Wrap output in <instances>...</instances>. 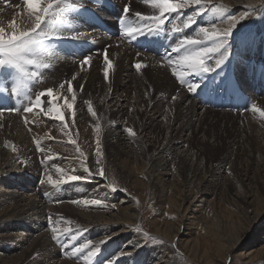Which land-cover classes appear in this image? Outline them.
Masks as SVG:
<instances>
[{
	"label": "bare ground",
	"instance_id": "6f19581e",
	"mask_svg": "<svg viewBox=\"0 0 264 264\" xmlns=\"http://www.w3.org/2000/svg\"><path fill=\"white\" fill-rule=\"evenodd\" d=\"M112 1L120 9L126 3L130 5V15L126 18L129 21H135L132 12L139 11L143 15L153 12L143 0ZM84 5L104 20L110 32L96 29L87 19V13L82 12L76 28L89 35L78 42L60 43L55 48V66L45 72L41 81L30 85L28 96L7 99L8 92H0V107L22 109L29 97L53 88L61 97L56 106L65 116L62 123L45 116L39 108L32 113L21 110L0 115V238L9 239L13 249H22V257L19 256L17 262L6 259L3 263L0 257V264H186L181 255H195L196 249L203 247H199L201 244L196 237L193 241L191 235L196 234L198 228L197 222L193 225L198 212L205 201L210 203L207 196L238 197L243 203L253 205L259 200L255 193L264 190V119L251 111L253 104L264 109V0H210L209 7L224 5L231 13L256 9L249 16V25L240 22L233 30L229 41L230 59L214 78L216 82L224 78L226 72H235L236 80L250 101L248 106L237 110L244 112L243 118L234 119L236 122L231 129L220 126L229 115L222 105L213 104L215 98H211V91L205 86L209 74L204 79L194 75L187 78L200 85L195 92H190L187 84L181 85L172 75L173 67L177 71L180 67L167 65L163 58L171 53L175 35L166 34L162 38V35L145 33L134 40L122 39V26L120 24L119 30L111 12L88 0H84ZM184 11L190 13L187 9ZM21 13L18 0H0V26L7 27L9 21L15 20L18 27H26L27 13ZM205 17H198L197 24L184 34H194ZM213 20L214 17H210L209 24ZM227 26L217 21V27ZM139 38L148 45L142 49L134 47L131 41ZM159 46L163 48L161 52L157 51ZM89 54L90 63L81 68L80 61ZM105 54L113 64L107 80ZM171 55L175 58L176 54ZM137 62L146 67L137 71ZM74 75L76 79L72 80ZM65 81H71L77 97L72 110L66 109L62 99V94L72 95L66 92L67 84L64 89L60 88ZM172 96L176 99L172 100ZM48 99L42 98L45 111ZM89 100L97 113L95 117L88 111L86 102ZM108 106L114 110H109ZM229 114L238 118L233 112ZM18 118L23 119L22 123L18 122L19 127ZM64 123L68 124L67 129ZM97 123L101 125L100 165L96 163L95 154ZM21 124L27 126V130L20 128ZM127 128L133 129L135 136L128 135ZM70 139H75L76 144L70 143ZM37 141L45 148L44 153L36 150ZM77 146L85 157L76 152ZM46 156L53 159L47 160ZM57 167L86 179L59 186L41 184L48 174L53 180L60 179ZM85 167L90 172H85ZM100 168L105 172L104 177L98 174ZM251 169L256 175L260 174L259 179L249 175ZM118 182L129 190L154 187L158 191L159 205L154 213L158 218L150 220L149 225L155 230L151 235L160 237L159 245H151L149 235L133 228L141 217L138 218L129 199L121 195L120 203L124 204L112 201L114 196L110 194L109 185ZM240 189L244 190L243 196L237 195ZM88 198L100 199L103 203L93 206L72 203ZM247 211L241 209L243 214ZM257 220L254 212L241 231L249 232L252 222ZM141 221L146 226L143 217ZM182 221L186 226L181 237L176 238L181 250L177 254L167 242L172 244ZM50 224L61 229L57 233L58 242L52 239ZM65 227L72 229L71 238L62 234ZM86 242H91L89 249L72 256L71 249ZM261 243L259 252L256 247L252 256L261 253L264 256V236ZM96 248H99L98 255L89 259L88 251ZM226 256L224 254V260Z\"/></svg>",
	"mask_w": 264,
	"mask_h": 264
},
{
	"label": "snow or ice",
	"instance_id": "6c2138e0",
	"mask_svg": "<svg viewBox=\"0 0 264 264\" xmlns=\"http://www.w3.org/2000/svg\"><path fill=\"white\" fill-rule=\"evenodd\" d=\"M19 6L22 8V13H27L28 25L24 28L18 27L15 20L9 21L7 27L0 26V92H8L7 99L13 96L22 97L28 96L30 92V85L35 82L41 81L46 71L51 70L55 66V48L66 41H81L89 34L79 31L76 28V22L81 19L82 12H88L84 5V0H18ZM143 3L148 5L152 10V14L143 15L141 12H132L131 15L135 17V21L126 19L130 15V5L125 4L122 10V17L120 23L122 26L121 38L134 40L138 35L159 36L166 33L169 36H176V43L171 48V53L167 54L163 59L166 60L167 65H175L180 67V71L176 67L172 69V75L180 82L181 85L187 84L190 92H195L200 85L192 83L187 78L190 76H198L201 79L206 78L207 74L217 73V70H222L223 66L229 61L230 52V38L233 35V30L237 25L247 19L254 8H246V10L239 16L232 14L229 9L224 5L209 7L210 0H143ZM190 5L196 7L190 13H185V9ZM211 12L214 20L210 25H198L194 29V34L185 35V30L189 29L192 25L197 24V17H202ZM21 13V14H22ZM217 21L226 23V28L217 27ZM168 25H171L170 29ZM211 45V46H209ZM175 53V58L172 57ZM92 56L86 55L81 61L80 66L83 68L88 65ZM211 59L213 62L208 63ZM105 63L107 67L104 69V76L107 80L109 70L113 68L111 60L105 54ZM145 64L137 62L135 68L139 71ZM76 76L72 77L75 80ZM11 81V83H9ZM67 84L68 95L62 94L64 106L68 110H72L74 103L77 99L75 90L71 81H65L60 84V88L64 89ZM81 89L83 85L80 86ZM48 97L47 109L42 106V98ZM55 94L53 88H47L34 95V98L29 97V102L26 106L21 108H5L0 107V115L5 111L32 113L35 108H39L45 116L59 120L62 123L65 121L64 113L56 106V101L60 99ZM172 100L176 96L171 97ZM71 101V102H69ZM88 111L95 117L97 113L93 110L92 102L89 100ZM251 111L264 119V109L257 107L255 104L251 106ZM72 116L75 112L72 111ZM27 123V120L25 121ZM74 123V121H73ZM2 126V125H0ZM67 129L68 124L64 123ZM101 130L100 123L95 125L97 133L96 151L98 157L96 163L101 164L99 157H102L101 141L99 133ZM126 132L130 136H135V132L131 128H127ZM51 139V137H49ZM70 143L76 144L75 139H70ZM15 150V149H13ZM36 150L44 153L45 148L36 142ZM76 152L80 157H85V153L77 146ZM45 159L51 160L52 156H46ZM85 172H90L87 167L84 168ZM56 172L60 175V179L53 180L50 174L47 175V180H41V184L45 182L54 186H59L70 181H81L86 179L80 175L68 174L63 168L57 167ZM101 177L105 176L102 168L98 173ZM66 177V178H65ZM111 191H126L118 189L109 185ZM74 204H83L85 206L101 205L103 202L100 199H81L72 201ZM114 208L115 205H112ZM51 221V217L49 218ZM52 239L59 241L60 236L57 235L61 232L56 226L50 224ZM140 232V229H136ZM62 234L71 238L73 235L72 229L65 227ZM146 236L147 233H144ZM104 243V242H101ZM91 242H86L79 247L71 249L72 256L78 253H83L89 249ZM99 248L89 250L87 255L91 259L98 255ZM94 264V262H93ZM231 264V261H229Z\"/></svg>",
	"mask_w": 264,
	"mask_h": 264
},
{
	"label": "rangeland",
	"instance_id": "374dc122",
	"mask_svg": "<svg viewBox=\"0 0 264 264\" xmlns=\"http://www.w3.org/2000/svg\"><path fill=\"white\" fill-rule=\"evenodd\" d=\"M190 6L194 7L195 5H190ZM192 9L193 8H191V9L187 8V10L189 12H191ZM187 13L188 12H186V14ZM234 13L236 16H238L242 12L241 11L232 12V14H234ZM205 15H206V17L202 19L201 25L208 26V25H210L208 19L210 17L212 19L213 15L211 14L210 11L207 12V14H205ZM249 19H250V17L245 19L244 22L242 21L240 24L241 25L247 24ZM249 24L250 23H248L247 25H249ZM247 34H249V33H247ZM118 39L120 40V38H118ZM243 43H245V42H243ZM65 52L67 53V55H71V54H69V50H65ZM96 55H98V54H96ZM75 61H78V60L75 59ZM190 97L192 98L191 95H190ZM193 100H195V99H193ZM141 107H143V105H141ZM202 107L207 108L203 104H202ZM107 108L109 110H114V108L111 106H108ZM215 110L218 111L219 109H215ZM220 110H222V109H220ZM220 110L218 112H223V110L222 111H220ZM224 112H226V113L228 112L229 118L227 117V119H225L224 125L219 124L222 129L233 128V124H234V122H236L235 120H238L239 118H243L242 116L244 114V112H242V110L240 112V111H235L232 109H226ZM229 112H233L234 114H237L238 118L233 116L232 114H229ZM16 118H17V116H16ZM22 121H23V119L22 120L20 118L16 119L17 126L19 125L18 122L22 123ZM20 126H21L20 128H23V130H27L26 129L27 126L26 127L24 126L25 128L22 126V124ZM163 136H165V133L163 134ZM249 175H256V171L254 169H251V172L249 173ZM259 178H260V174L255 176V179H259ZM262 179H261V181H262ZM113 187H116L118 189H124L126 191H119L118 190V191L113 193L110 190L111 196L112 197L114 196L112 201L114 203H117L118 205L124 204V203H120L121 202L120 197H121V195H124L126 199H129L128 203H130L131 206H133L135 208V210L138 212V218L140 219V217H141V219H142V217H143V220L146 222V226H144L141 219H140L141 222L138 220L137 224L135 226H133V228H135V230L137 228H139L141 232L147 233V236L149 235V238L151 239V242H150L151 245H155V246L159 245V243H157V242H161V239L158 236H154V235L152 236L151 235L152 233H154L155 230L152 227V225H149L150 220L152 221L153 218H154L153 220L158 218V216L157 217L155 216L156 210H158V205H159L158 200H157L158 199V191L154 187L151 190L149 187H147V189H145V190L140 188V189H132V190L130 189L131 190L130 191L125 186V184L122 186V184L119 182L117 184L113 185ZM133 190H135V191H133ZM243 191H244L243 189L238 190L237 195L243 196L244 195ZM263 192H264V190H261L260 192L255 193V195L257 196V198L259 200H256L253 205L252 204L249 205L245 202L243 203L242 201H240V199L238 197L231 198L227 195L224 196L221 194L220 195L216 194L214 196L213 195L207 196L210 203L208 205V203L205 201L203 204V208H201V210L198 212V214H197L198 217L196 219L199 221H197V220L193 221V225L195 222H197L198 228H197L196 234L191 235V238L193 239V241H194L195 237L197 238V240L196 239L195 240L197 241L198 244H201V245H199V247H202V245H203V247H202L203 250H202V248L201 249L197 248L196 250L198 253L196 252L195 255H192L189 257H184L183 255H181L183 257V260L186 262V264H205V263L206 264H229V261H231V264H264V256L262 253L259 255H256V256H252V251L256 247H257L256 252H259L258 248L262 245L261 240H262V237L264 236V193ZM233 193H234V191H233ZM248 200L250 201L251 199L248 198ZM185 205H187V204H185ZM115 207H117V206H115ZM242 207L248 210L244 214L241 212V209H243ZM254 212L258 216V220L255 222H252L253 224H252L249 232H245V233H244V231L242 232L241 230L243 229V227H245L246 219L248 220V217H252ZM181 213H184V211L182 210ZM164 216H166V213H164ZM167 219H168V221H171L169 218H167ZM251 221H253V220L251 219ZM185 223L186 222L183 223V221H182V225H180V228H179L180 230L178 231V233H177L176 237L174 238L172 244H170L169 241L167 242L169 247L173 248V250L176 251L177 254H180L181 250L179 248L178 242H176V240H177L176 238H178V237L180 238L182 231H185V226H186ZM176 229H177V227L175 226V230ZM197 235H198V237H197ZM250 235H252V237ZM253 238H254V240H253ZM12 244L13 243H11V241L9 239L0 238V257H1L2 261L4 260L3 263H6L5 262L6 259H7V261H9L10 259H14L13 261L15 263L18 261V259H20V257H22V256H20L21 255L20 251L22 249L20 250V248H18L15 250L12 248ZM181 244L184 246L185 242H182ZM235 244H236V246L234 249L233 246ZM228 251H229V253H228ZM224 254H227L225 260H224ZM9 255H11V256H9ZM3 256H4V258H2ZM5 256H6V258H5ZM15 258H17V260H15ZM13 261H11V262H13Z\"/></svg>",
	"mask_w": 264,
	"mask_h": 264
}]
</instances>
